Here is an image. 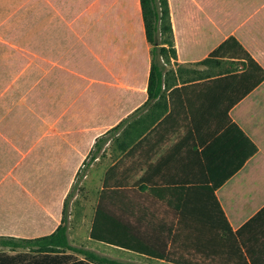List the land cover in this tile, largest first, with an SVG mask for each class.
Returning a JSON list of instances; mask_svg holds the SVG:
<instances>
[{"label": "crops", "instance_id": "obj_1", "mask_svg": "<svg viewBox=\"0 0 264 264\" xmlns=\"http://www.w3.org/2000/svg\"><path fill=\"white\" fill-rule=\"evenodd\" d=\"M168 3L175 56L164 60L161 82L153 89L156 95L151 98L148 93L150 44L145 37L140 0H0V7L14 8V22L19 21L17 8L29 9L30 22H33L32 8L48 11L38 13L34 20L45 23V30L39 29L44 34L36 32L32 38L66 37L54 34L56 30L48 29V24L77 22L76 18L67 16L77 15L83 7H92L95 17L97 14L114 16L118 21L120 16L122 21H128L129 54L140 52L133 39L142 37L146 44L142 59L144 80L140 85L133 84L139 58L128 61L131 82L128 81L125 117L128 116V133L136 136L128 145L131 159L128 183L138 181L142 185L139 190L147 198L155 195L174 199L177 187L203 179L207 168H212L217 175L230 172L215 194L232 230H237L264 207V78L254 85L253 79L242 78L248 77L244 74L248 71L247 60L242 55L206 58L222 41L233 36L262 69L253 68V78L261 75L264 72V0H243L232 25L224 21L228 16L223 18L218 14L214 18L208 14L207 0H168ZM97 20L106 19L92 21ZM57 66L63 68L64 64L51 65V72ZM0 70L4 72L0 78V235L44 236L61 222L64 198L70 190L69 179L63 173L54 175L57 128L61 136L62 167H79L96 137L109 128L103 129L100 117L94 112V96L86 98L90 106L84 113L74 112L65 95L64 78L49 75L48 68L45 78H37L33 63L23 67L17 63L2 64ZM231 73L242 76L224 77ZM59 110V116L55 117L54 111ZM116 119L114 115L108 121L110 128ZM253 146L256 150L251 153ZM100 159L99 154L92 165ZM113 166L114 163L103 171V183L115 179ZM93 215L94 211L69 210L71 245L139 264H178L176 260H188L189 264H232L222 254L202 255L191 247L187 251L174 249L166 258L115 245L112 246L117 249L87 247ZM262 229L264 223L257 220L243 231L242 240L249 247L257 246V234ZM196 244L189 242L188 246ZM53 255L56 254L0 246V264H46L55 259L65 264L84 258L70 249L60 251L55 258Z\"/></svg>", "mask_w": 264, "mask_h": 264}, {"label": "trees", "instance_id": "obj_2", "mask_svg": "<svg viewBox=\"0 0 264 264\" xmlns=\"http://www.w3.org/2000/svg\"><path fill=\"white\" fill-rule=\"evenodd\" d=\"M140 6L145 37L150 44L148 93L151 98L156 95L153 89H157L161 82L164 60L175 56V47L168 0H140ZM226 54L242 55L247 60L248 71L244 74L248 77L242 78L253 79L252 85L264 78V72L253 78V68L261 71L262 69L233 36L222 41L206 60ZM239 75L242 76V74ZM239 75L231 73L230 76L224 77L231 78ZM127 120L128 116L96 137L83 164L92 162L99 155L103 144L112 138L109 133H119ZM126 133L128 134V130ZM135 140L134 135L131 141ZM121 149L128 152L124 145H121ZM255 150L253 146L251 153ZM80 169L76 171L75 177L79 175ZM229 173L217 175L213 174L212 168H207L205 179L177 187L178 193L173 202L174 216L171 220L158 216L149 204L141 203L139 196L135 197L134 188H128L125 184L109 185L106 181L98 194L89 235L94 240L157 258H166L174 249L187 251L191 247L200 251L202 255L208 252L222 254L228 262L232 261V264H264V229L257 234V246L249 247L242 240L245 229L257 220L264 223V207L239 229L232 230L215 194L216 188ZM73 185L74 183L64 198L61 222L53 232L34 238L0 235V246L11 249L28 248L37 253H55L53 258L57 257L60 251L70 249L84 257L65 264H139L124 262L69 243L68 200L71 197ZM152 187L150 189L155 191L156 188ZM141 188L142 185L139 184L138 189ZM179 242L184 245H177ZM189 242L198 244L188 246ZM175 262L189 264L188 260ZM46 264L61 263L59 259L58 262L55 259Z\"/></svg>", "mask_w": 264, "mask_h": 264}, {"label": "rangeland", "instance_id": "obj_3", "mask_svg": "<svg viewBox=\"0 0 264 264\" xmlns=\"http://www.w3.org/2000/svg\"><path fill=\"white\" fill-rule=\"evenodd\" d=\"M243 0H207V12L214 18H228L227 25H232L235 20L236 11ZM3 2V1H1ZM222 8V9H221ZM12 7H0V66L2 64L17 63L23 67L27 63L36 65L37 78H45L51 65L64 64V67L50 69L48 74H54L58 79L64 78L65 95L70 107L74 112H82L90 105L86 101L91 95L95 98L94 112L100 117L103 129L110 128L108 121L114 115L117 116V124L120 118L128 114V61L131 58H139V68L135 69L136 76L133 84L140 85L144 80V47L145 41L142 37L133 39L135 45L140 47V52L134 55L128 52V21H122L120 16L101 17L94 16L92 7H83L77 15L69 13V19L76 18L78 21L70 23L48 24V29H55L54 34H63L64 38H32L31 35L44 34L45 23L34 22L37 14H44L40 8H32L33 22H30L28 8H17V19L14 22ZM224 11L223 15L220 13ZM34 10V12H33ZM55 11V9H53ZM227 14H226V13ZM28 14V15H27ZM94 18L106 20L92 21ZM78 32L77 37H74ZM51 35V32L49 33ZM19 48V49H16ZM49 66V67H48ZM0 70V78L3 76ZM131 82V81H129ZM130 84V83H129ZM67 103V105H68ZM76 108V109H75ZM59 111H54V116L58 117ZM55 119V118H54ZM55 119L54 122H57ZM115 121H113V125ZM108 123V124H106ZM128 120L124 123L119 133H109L112 138L103 144L100 151L101 159L92 165V162H83L78 167H62L60 165L59 144L61 136L59 128L54 133V175L62 176V173L69 179L70 186L74 183L68 205L70 209H82L85 212L94 211L98 194L101 190L103 171L112 163L116 177L109 185L125 184L128 188H134L136 195L139 196L141 203L149 204L158 216L166 220L173 219L174 199L163 196L152 195L150 198L138 189L139 182L128 183V152L121 149L124 145L128 150L133 135L127 134ZM106 144V145H105ZM105 145V146H104ZM138 159H136L137 162ZM80 173L75 177L76 171ZM44 171V169H43ZM89 174V175H87ZM87 247L109 246L116 248L102 241L89 238L86 242ZM111 251V249H110ZM111 253V252H110Z\"/></svg>", "mask_w": 264, "mask_h": 264}]
</instances>
